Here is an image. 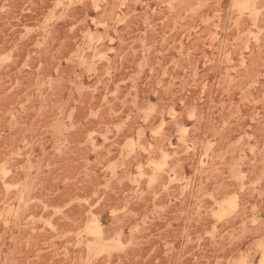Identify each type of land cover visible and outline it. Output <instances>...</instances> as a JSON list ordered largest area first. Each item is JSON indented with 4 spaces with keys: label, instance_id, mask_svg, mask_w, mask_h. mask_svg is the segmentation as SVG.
Masks as SVG:
<instances>
[{
    "label": "rangeland",
    "instance_id": "1",
    "mask_svg": "<svg viewBox=\"0 0 264 264\" xmlns=\"http://www.w3.org/2000/svg\"><path fill=\"white\" fill-rule=\"evenodd\" d=\"M0 264H264V0H0Z\"/></svg>",
    "mask_w": 264,
    "mask_h": 264
},
{
    "label": "bare ground",
    "instance_id": "2",
    "mask_svg": "<svg viewBox=\"0 0 264 264\" xmlns=\"http://www.w3.org/2000/svg\"><path fill=\"white\" fill-rule=\"evenodd\" d=\"M100 231V230H99Z\"/></svg>",
    "mask_w": 264,
    "mask_h": 264
}]
</instances>
